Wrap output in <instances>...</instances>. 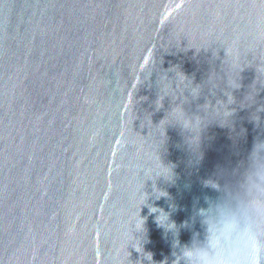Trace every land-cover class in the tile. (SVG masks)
Returning <instances> with one entry per match:
<instances>
[{
    "label": "water",
    "instance_id": "obj_1",
    "mask_svg": "<svg viewBox=\"0 0 264 264\" xmlns=\"http://www.w3.org/2000/svg\"><path fill=\"white\" fill-rule=\"evenodd\" d=\"M260 142L264 0H0V264H264Z\"/></svg>",
    "mask_w": 264,
    "mask_h": 264
},
{
    "label": "clouds",
    "instance_id": "obj_2",
    "mask_svg": "<svg viewBox=\"0 0 264 264\" xmlns=\"http://www.w3.org/2000/svg\"><path fill=\"white\" fill-rule=\"evenodd\" d=\"M262 144H264V142H260V143L255 144L254 147H253L252 152L250 153L249 158H250L251 163H252L253 165L257 164L256 157H257V155H258V152H259V150H260ZM215 188H216L217 190H219V185L215 186ZM207 202H208V201H207ZM198 211H199V210H198Z\"/></svg>",
    "mask_w": 264,
    "mask_h": 264
}]
</instances>
